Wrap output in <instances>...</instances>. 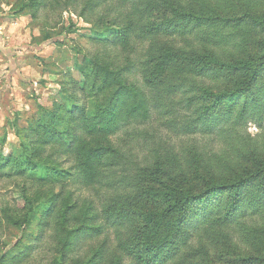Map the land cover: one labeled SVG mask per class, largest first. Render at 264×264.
Masks as SVG:
<instances>
[{
    "label": "trees",
    "instance_id": "trees-1",
    "mask_svg": "<svg viewBox=\"0 0 264 264\" xmlns=\"http://www.w3.org/2000/svg\"><path fill=\"white\" fill-rule=\"evenodd\" d=\"M78 1L21 0L18 10L30 14L33 23L56 4H63L62 11L71 7L78 10L72 6ZM108 1L84 0L79 17ZM121 1L130 8L128 19L121 27L93 31V39L116 48H128L133 40L148 43L144 61L131 60L121 67L98 55L82 63L75 60L74 71L83 81L71 71L59 69L54 74L64 80L52 106L38 104L36 114L27 117L24 126L15 120L18 154L9 157L0 151V173L11 166L14 174L31 175L44 185H60L62 190L72 184L101 187L108 199L100 201L98 210L96 202H79L74 193L62 199L63 193H51V201L28 199L22 218L11 220L3 215L4 210L2 215L22 233L32 231L37 222L45 231L56 217L55 231L65 262L74 258L77 264H184L177 261L178 256L201 225L212 226V234L214 229L231 231L250 214L264 209V160L259 152H250V167L234 175H218L214 159L197 147L178 152L161 138L164 143L160 140L150 146V163L139 165L121 145L125 139L120 136L147 137L142 128L157 116L168 128L186 136L229 130L238 134L255 118L261 128L264 85L259 84L264 78V38L258 43L259 52L246 59L226 61L214 51L187 53L167 40L201 32L213 20L206 14L221 16L218 4L207 6L204 0H194L193 5L187 0ZM258 3L264 4V0H235L233 7H241L243 13L225 21L237 26L249 22L264 30V12L255 11ZM202 10L207 11L203 14ZM42 25L45 32L47 24ZM45 37L52 38L51 34ZM212 74H227L233 86L222 91L198 87L200 95H195L197 83L192 80ZM4 143L1 138V145ZM71 159L72 167L64 168L63 161ZM140 203L147 209L138 210ZM56 204L58 209H54ZM242 228L248 231L249 242L257 241L251 244L253 248L264 251V237L244 225ZM110 233L116 235L121 253L107 261ZM101 236L105 237L103 244L90 258L77 256L85 242ZM223 237L221 233L214 236L215 243L221 244ZM23 238L0 255V264H20L32 256L35 241L25 243ZM203 254L202 247L191 252L188 264L191 260L203 264ZM259 264H264V254Z\"/></svg>",
    "mask_w": 264,
    "mask_h": 264
},
{
    "label": "rangeland",
    "instance_id": "rangeland-1",
    "mask_svg": "<svg viewBox=\"0 0 264 264\" xmlns=\"http://www.w3.org/2000/svg\"><path fill=\"white\" fill-rule=\"evenodd\" d=\"M83 1L79 0L77 4L72 5L78 10L71 7L69 10L62 11L63 4H56L40 13L39 20L32 23L30 14H21L18 10L21 0H0V151L9 157L17 155L18 153L15 154V152L19 151L20 138H17L13 129L15 120L20 121L19 124L24 126L26 118L36 114L38 104L51 107L52 101L57 98L64 79L54 73L61 70L71 71L78 81H83L80 74L74 71L75 60L82 63L98 55L105 59L106 63H114L122 67L131 60L144 61L145 59L144 48L148 43L133 40L128 48H116L100 44L93 39V31L102 33L109 28L123 25L130 12L127 4L121 0H109L91 13H86V17L80 18L78 13L82 9ZM187 1L191 5L195 4L194 0ZM234 1L204 0L207 6L218 4L222 11L218 13L222 17L213 13L206 14L213 20L208 21L205 28L200 30L201 32L184 37H171L167 43L192 54L214 51L226 61L246 59L257 54L259 52L258 43L264 38V30L251 26L249 22H243L237 26L234 22L224 19H233L235 16L242 15L243 9L233 7ZM206 11L202 13L205 14ZM255 11L264 12V4L258 3ZM43 22L47 24L45 32ZM69 30L72 31L70 34ZM50 34L52 38L47 40L45 36H50ZM60 42L62 45L58 46ZM65 58H68V61L62 62ZM49 71L53 73L49 74ZM192 81L197 83L194 94L198 96L200 95L198 87H210L213 90L222 91L233 86L227 74L222 76L212 74L206 79L196 78ZM263 85L264 78L259 86ZM256 121L258 118L250 119L248 125L244 126L238 134H231L233 131L229 130L227 133L213 135L186 136L176 133L173 128H168L164 124L165 120L158 119L157 116L152 124L142 128L143 131L148 132L147 137L140 135L141 137L129 139L122 134L120 138L125 140L120 143L131 152L135 162L139 165L150 163L152 152L150 146L160 140L163 143L166 140L168 147L175 146L178 152H186L187 149L197 147L214 159L218 167V175H234L235 171L250 167L252 164L250 152H259L258 156L264 160V121L261 128ZM1 138L5 139L2 145ZM72 165V159L63 161V167L66 169ZM51 193L57 195L63 193L61 199L69 193H74V198L79 202H96L98 210L101 209L100 201L108 199L106 191L101 187L90 189L81 184H72L66 185L62 190L60 185L54 187L44 185L31 175L14 174L12 167H8L0 173V255L9 251L14 243L24 237L25 243L34 240L36 248L32 256L20 264L78 263L74 258L64 261L55 231V223L58 221L56 217H52V222L45 231L39 227L37 222L33 225L32 231L25 233L10 226L3 218L4 214L11 220L22 218L28 210V199L35 203L42 202V200L51 201ZM56 206L57 204L54 209ZM141 208L146 207L140 203L138 210ZM2 210L6 212L3 215ZM246 219L240 223L239 227L231 231L223 229L221 230L223 232H218L214 229L216 233L213 234L209 231L212 230V226L201 225L199 233L189 246L182 250L177 261L188 264L190 253L202 247L205 249V254L200 263L203 264H259V258L264 251L257 252L253 248L251 244L257 241L249 242L248 231L242 226L251 228L264 237V209L260 214H250ZM219 233L224 236L221 244L215 243L214 240V236ZM104 238L101 236L88 240L76 251L77 256L83 260L90 258L101 247ZM110 246L107 261L111 260L115 253H121L116 235L111 233ZM249 258L252 259L249 261ZM193 263L191 260L190 264Z\"/></svg>",
    "mask_w": 264,
    "mask_h": 264
}]
</instances>
